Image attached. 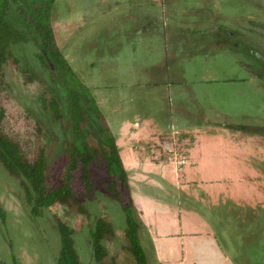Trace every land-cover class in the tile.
<instances>
[{
	"label": "crops",
	"instance_id": "1",
	"mask_svg": "<svg viewBox=\"0 0 264 264\" xmlns=\"http://www.w3.org/2000/svg\"><path fill=\"white\" fill-rule=\"evenodd\" d=\"M83 1L61 23L80 36L76 69L60 49L113 133L149 263L238 264L235 231L264 225V89L234 36L264 23V0ZM168 134L180 168L158 147Z\"/></svg>",
	"mask_w": 264,
	"mask_h": 264
},
{
	"label": "trees",
	"instance_id": "2",
	"mask_svg": "<svg viewBox=\"0 0 264 264\" xmlns=\"http://www.w3.org/2000/svg\"><path fill=\"white\" fill-rule=\"evenodd\" d=\"M55 1L0 0V92L7 87L4 66L8 61L16 66L25 82H38L42 90L36 103L40 111L59 124L69 156L60 176L51 179L45 145H34L26 150L21 141L12 138L4 128L6 112L0 104V168L17 182L20 198L29 214L34 217L44 214L57 234L59 248L53 264H117V253L110 254L106 247L107 241L117 238L116 226H121L123 233L121 248L131 253L135 264H148L139 239L143 223L133 207L127 174L113 133L90 88L69 64L56 40L51 22ZM12 8L25 27L13 22ZM256 26L258 30H264L263 22L244 17L237 23L235 32L245 31L252 36ZM261 38L264 40V35ZM31 42L34 49L39 48L33 55L38 66L47 72L51 87L27 69L17 55L19 44ZM238 47L248 59L243 65L244 72L251 74V57L258 55V58L260 53L253 48L244 50L246 48L240 43ZM30 115L41 133L38 118ZM175 136L180 143V136ZM180 144V148L184 147ZM98 167L105 177L97 185L93 180V169ZM97 196L114 207L117 222L108 209L109 203L103 201V205H99ZM55 205L64 208L65 219L50 210ZM3 211L0 205V214L4 216ZM71 214L79 216L78 225L69 222ZM82 230L89 248L87 262L80 259L75 244V236Z\"/></svg>",
	"mask_w": 264,
	"mask_h": 264
},
{
	"label": "rangeland",
	"instance_id": "3",
	"mask_svg": "<svg viewBox=\"0 0 264 264\" xmlns=\"http://www.w3.org/2000/svg\"><path fill=\"white\" fill-rule=\"evenodd\" d=\"M80 1L84 2L83 0H56L54 8L60 22L54 21L57 42L62 50L69 52L68 58L75 69L76 62L84 58L82 49L79 47L80 42H78L81 41L80 36L76 35L74 30L66 35L65 31L61 29V23L64 24L67 18H71L70 16L67 17L66 8H74L77 2ZM263 14L264 12H260L259 16ZM10 15L16 25L25 27L24 22L17 18L18 14L15 8L10 10ZM160 24H162L161 21ZM244 32H235L234 40L242 44L246 48L244 50L248 51L249 48H253L260 53L258 59L251 57V70L258 74L260 87L264 89V40L261 38L264 35V30L259 29L252 33V36ZM103 37H105V34L100 35L99 39L104 40ZM226 39L229 40L230 38L227 37ZM33 49L31 42L19 44L16 51L21 63L51 87L46 77L47 72L38 66V61L33 55V51L38 52L39 48ZM83 52H85L84 49ZM4 75L7 87L0 92V104L6 112L4 121L6 132L15 140L21 141L26 150L32 146L34 147V145L44 144L50 177L51 179L59 177L63 172L69 153L66 149V140L60 132L59 124L54 122L46 112L40 111L39 105L36 103L37 96L42 90L41 85L34 81L25 82L23 76L11 61L5 64ZM28 111L38 118L42 127L41 133L37 131L35 120ZM262 176H260L261 182L264 181ZM104 177L102 169L99 167L93 169V180L97 185L101 183ZM20 197V188L15 179L0 168V205L4 210V216L0 214V264H53L59 248L57 234L44 214L36 217L31 216ZM96 198L99 205H103V201L109 203L110 207L108 209L117 222V213L114 212V207L111 206L110 202L101 199L103 197L97 196ZM50 210L56 215L62 216L63 219L66 218L62 206L55 205ZM68 220L72 225H78L80 222L79 216L74 214L69 215ZM243 224L235 231L232 242L226 247L227 250L229 252L235 251L233 253L238 260V264H264V225L260 222L255 227L249 223ZM231 226L232 224L226 225L227 232L232 230ZM115 231L117 238L106 242L110 254L117 253V264H135L131 253L120 246L124 241L121 226H116ZM84 235L83 230L79 231L75 236V244L80 259L87 262L89 248ZM143 244L147 256L151 259L148 243L143 241ZM147 263L151 264L148 259Z\"/></svg>",
	"mask_w": 264,
	"mask_h": 264
},
{
	"label": "built area",
	"instance_id": "4",
	"mask_svg": "<svg viewBox=\"0 0 264 264\" xmlns=\"http://www.w3.org/2000/svg\"><path fill=\"white\" fill-rule=\"evenodd\" d=\"M179 144L174 134H169L165 138L158 139L160 151L165 154V156L174 159L178 168L186 163V156L182 152V148H180Z\"/></svg>",
	"mask_w": 264,
	"mask_h": 264
},
{
	"label": "flooded vegetation",
	"instance_id": "5",
	"mask_svg": "<svg viewBox=\"0 0 264 264\" xmlns=\"http://www.w3.org/2000/svg\"><path fill=\"white\" fill-rule=\"evenodd\" d=\"M258 56V55H257Z\"/></svg>",
	"mask_w": 264,
	"mask_h": 264
}]
</instances>
